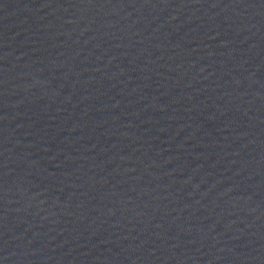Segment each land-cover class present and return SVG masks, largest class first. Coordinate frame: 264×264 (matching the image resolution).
<instances>
[{"label":"water","instance_id":"obj_1","mask_svg":"<svg viewBox=\"0 0 264 264\" xmlns=\"http://www.w3.org/2000/svg\"><path fill=\"white\" fill-rule=\"evenodd\" d=\"M0 264H264V0H0Z\"/></svg>","mask_w":264,"mask_h":264}]
</instances>
